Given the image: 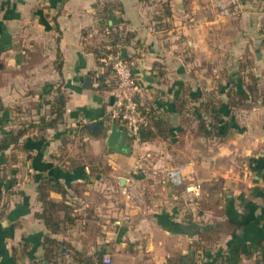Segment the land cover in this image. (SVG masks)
<instances>
[{
	"label": "crops",
	"instance_id": "obj_1",
	"mask_svg": "<svg viewBox=\"0 0 264 264\" xmlns=\"http://www.w3.org/2000/svg\"><path fill=\"white\" fill-rule=\"evenodd\" d=\"M201 1L163 27L140 0H0V144L25 131L0 150V264H264V0ZM114 50L166 123L125 154L108 146Z\"/></svg>",
	"mask_w": 264,
	"mask_h": 264
},
{
	"label": "built area",
	"instance_id": "obj_2",
	"mask_svg": "<svg viewBox=\"0 0 264 264\" xmlns=\"http://www.w3.org/2000/svg\"><path fill=\"white\" fill-rule=\"evenodd\" d=\"M122 53H110L103 58L115 79L112 89L115 104L111 118L127 139L139 144L142 142V132L152 128L157 117L156 113L145 108L139 101L140 88L135 75L136 58L122 57ZM170 178L175 185L181 184L178 171H172ZM103 263L111 264V256L104 255Z\"/></svg>",
	"mask_w": 264,
	"mask_h": 264
},
{
	"label": "trees",
	"instance_id": "obj_3",
	"mask_svg": "<svg viewBox=\"0 0 264 264\" xmlns=\"http://www.w3.org/2000/svg\"><path fill=\"white\" fill-rule=\"evenodd\" d=\"M118 52H122V51L121 50L113 51V53H118ZM201 108H203L202 110H204V112H206V115L210 117V120H205L202 118L200 120L199 129L206 138H210L214 136L219 130L218 123L221 117L220 108L218 105L213 104V102L211 101L207 102L206 104H202ZM165 125L166 123H164L161 119H156L153 123V126L156 128L157 132H153V130H151L152 128L144 130L142 132V142L152 141L155 137L162 136L164 133ZM24 134H25V131L23 130L17 132V134L16 133L7 134L5 138L1 141L0 150H7L11 145L17 146L20 139L24 136ZM42 200L46 205V211L43 214L46 224L49 225L50 227L52 226L54 229H57V227L59 226L58 225L59 222L53 217L51 211L55 210L58 205L48 201L47 194L45 193H42ZM47 207L49 210H47ZM48 243L51 244L52 242L48 241ZM49 252H51V250L48 249L47 251L48 255H49Z\"/></svg>",
	"mask_w": 264,
	"mask_h": 264
},
{
	"label": "rangeland",
	"instance_id": "obj_4",
	"mask_svg": "<svg viewBox=\"0 0 264 264\" xmlns=\"http://www.w3.org/2000/svg\"><path fill=\"white\" fill-rule=\"evenodd\" d=\"M145 6L148 8V11L152 13L153 19L157 22L156 26H166L168 25L167 20L171 19L172 16L177 15L175 14V9L177 7V3L185 2L190 7V12H192V3L193 0H140ZM209 0H202L201 3L204 6L208 5ZM237 2V0H217V8L219 11L223 9L227 10L230 6H233ZM237 4V3H236ZM207 10V8H206ZM175 20V18H173ZM160 21H165L160 23ZM182 189V188H180ZM219 202L213 203V201H209L208 199H201L200 200V208L203 209L204 207H210L211 209L216 207L218 209Z\"/></svg>",
	"mask_w": 264,
	"mask_h": 264
},
{
	"label": "water",
	"instance_id": "obj_5",
	"mask_svg": "<svg viewBox=\"0 0 264 264\" xmlns=\"http://www.w3.org/2000/svg\"><path fill=\"white\" fill-rule=\"evenodd\" d=\"M125 53H122V57L124 56ZM90 79L87 80L89 82ZM175 117V115H174ZM173 117V118H174ZM172 118V120H173ZM101 124H91L88 126L89 128H97ZM127 137L122 133V131L118 128V126L114 125L112 126V129L110 131V135L108 137V146L112 148L115 152L125 154L128 150L127 146ZM123 182L125 180H122Z\"/></svg>",
	"mask_w": 264,
	"mask_h": 264
}]
</instances>
